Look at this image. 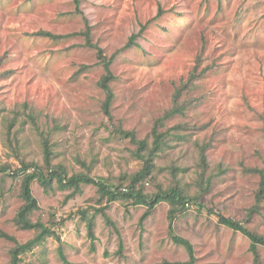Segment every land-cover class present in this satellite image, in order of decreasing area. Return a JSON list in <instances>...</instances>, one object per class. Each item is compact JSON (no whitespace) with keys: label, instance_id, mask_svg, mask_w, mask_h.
Segmentation results:
<instances>
[{"label":"rangeland","instance_id":"obj_1","mask_svg":"<svg viewBox=\"0 0 264 264\" xmlns=\"http://www.w3.org/2000/svg\"><path fill=\"white\" fill-rule=\"evenodd\" d=\"M88 31L113 56L112 118L99 86L106 69ZM177 88L186 108L159 126L166 143L140 186L149 196L176 186L193 200L172 214L161 201L143 219L148 206L132 199L108 201L88 183L75 190L54 179L46 188L36 178L39 209L31 219L61 242L47 236L19 264L185 262L189 253L175 236L193 244L196 264H264V245L256 260L250 239L218 215L264 236V198L256 201V170L264 169V0H0V264H11L13 249L39 233L14 220L25 173L13 174L24 163L46 169L45 139L51 162L68 176L127 185L144 163L119 128L151 145Z\"/></svg>","mask_w":264,"mask_h":264},{"label":"trees","instance_id":"obj_2","mask_svg":"<svg viewBox=\"0 0 264 264\" xmlns=\"http://www.w3.org/2000/svg\"><path fill=\"white\" fill-rule=\"evenodd\" d=\"M78 2V0H77ZM47 36H53L50 32L44 33ZM87 41L90 46L95 47L98 49V56L101 59L102 63L105 66L106 74L100 79L99 86L105 91L106 98L103 102V111L104 113L109 117L112 118L111 113V107L114 100V92L110 86V82L113 80V73L110 69L111 63L113 61V56L108 58L102 51L101 47L99 45L93 44L90 41V33L89 31L86 33ZM133 40L129 42L132 43ZM128 44V45H129ZM212 66H209L205 71H208L209 68ZM199 74L196 73V69L192 71V78H196ZM181 96L182 92L180 91V88H177V92L174 94V106L173 108L169 109L164 117L160 118L152 130L153 135V141L150 145L147 139H138L136 136V133L134 131H124L122 128H119V132L124 134L126 137H129L131 141L135 144H137L138 148L135 151V155L139 158V160L143 161V167L142 169L134 174L131 177V180L128 182L127 185L121 184H115L113 182L108 181L106 178H93L87 174L79 173L74 174L72 176H68L67 169L62 164L54 165L51 162L52 158V149L50 146V143L47 139L44 140L43 143V150H44V156H45V164L46 169L40 167L36 163H24L21 168H17L16 171H14L13 175H19L21 173H25L22 184H21V195L24 199L23 205L19 208L16 217L15 222L16 224L23 228V229H39V233L35 236L34 239L23 243L18 244L17 247H15L12 251V261L11 264H19L20 261V254H23L29 250H32L37 244H40V242L46 238L47 236H52L56 234L52 230V228L48 227L41 221H32L31 214L34 210L39 209L38 201L36 197L32 193L31 185L33 181L38 178V180L46 187H52L53 180L56 179V182L64 188H74L75 190L79 189L80 184L82 183H88L95 185L98 188V192L101 196L107 197L108 201H115L117 199H132L134 204H144L148 206V209L146 213L143 215V219L146 218L152 210L155 208V206L164 200H167L171 203V214L177 210H180L184 208L186 205V202H190L193 200L189 196H186L183 194L182 191H180L176 186L167 188L165 190L160 189L156 194L154 195H147L144 193L143 187L140 186V182L144 179H146L149 175L152 174V170L155 166L154 159L158 152L162 149L163 144L166 143V136L168 135V131L161 132L159 129V126L163 125V122L165 119L170 118L171 116L177 114V113H183L186 108V103H181ZM208 148V145H203L201 149V156H200V162L202 164V167H207V161H206V149ZM5 169V168H4ZM256 172L260 173L261 180L259 189L256 194V201L257 205H260L262 199L264 198V169L259 170L257 169ZM201 207L203 208L204 205L201 204ZM209 212L212 213V209H209ZM85 215V211H83ZM105 218L107 222L116 227L115 222L109 217L108 214L104 213ZM219 215V222L236 230L240 231L243 234H245L251 241V250L256 256L258 255V245L262 244L264 245V236L256 233L255 231H252L250 228H248L243 222L235 220L231 217H227L222 213H218ZM94 223L92 219H88V231L91 235L92 239L94 240ZM57 240L61 242V239L59 236H56ZM8 238L13 239L14 237L8 236ZM175 241L183 244L188 253H189V259L185 262H174L173 264H196V256L194 253V246L193 244L182 237L175 236ZM121 248H122V242H121ZM60 253L62 255V258L64 261L68 262L65 255L62 252V248L60 247ZM71 264V263H69Z\"/></svg>","mask_w":264,"mask_h":264}]
</instances>
